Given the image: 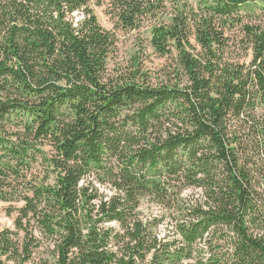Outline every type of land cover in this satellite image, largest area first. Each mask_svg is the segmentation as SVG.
I'll return each mask as SVG.
<instances>
[{"label": "trees", "instance_id": "16d2710c", "mask_svg": "<svg viewBox=\"0 0 264 264\" xmlns=\"http://www.w3.org/2000/svg\"><path fill=\"white\" fill-rule=\"evenodd\" d=\"M0 199V264H264V0H0Z\"/></svg>", "mask_w": 264, "mask_h": 264}, {"label": "rangeland", "instance_id": "374dc122", "mask_svg": "<svg viewBox=\"0 0 264 264\" xmlns=\"http://www.w3.org/2000/svg\"><path fill=\"white\" fill-rule=\"evenodd\" d=\"M190 3L196 5L198 0H189ZM95 13L106 29L114 30L118 37V51L116 55V62L126 63L132 53L140 52V48H144L147 44L149 38V27L145 24L140 30H123L115 29V21L111 18V15L106 12L105 6H95ZM145 61V66L152 70V72L157 76L159 74V69L165 68L171 62L167 58H160L153 53V50L148 47L145 55L143 56ZM23 205L22 202L19 203H9L0 199V230L2 229H12L14 230V220L18 215V208ZM15 208L13 213H8V208ZM28 264V263H27Z\"/></svg>", "mask_w": 264, "mask_h": 264}]
</instances>
